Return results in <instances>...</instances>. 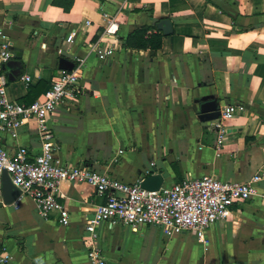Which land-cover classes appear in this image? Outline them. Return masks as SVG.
<instances>
[{
  "label": "crops",
  "instance_id": "obj_1",
  "mask_svg": "<svg viewBox=\"0 0 264 264\" xmlns=\"http://www.w3.org/2000/svg\"><path fill=\"white\" fill-rule=\"evenodd\" d=\"M51 1L0 0V29L11 42L3 70L13 79L5 87L10 100L37 99L58 57L79 63L76 101H63L45 120L59 161L126 182L159 173L162 186L201 175L243 181L264 163V0H73L66 12ZM102 11L117 29L108 37L111 55L99 63L89 43L104 26ZM165 17L171 33L154 56L122 46L132 29L155 28ZM70 27L76 34L68 44ZM204 95L218 108L236 106L219 145L196 116ZM0 144L38 152L36 121L19 124L13 137L0 133ZM57 200L67 225L55 213L39 217L26 195L8 205L0 195V264H88L83 226L103 198L86 183H61ZM96 233L105 264H264V187L200 239L117 221L101 222Z\"/></svg>",
  "mask_w": 264,
  "mask_h": 264
},
{
  "label": "built area",
  "instance_id": "obj_2",
  "mask_svg": "<svg viewBox=\"0 0 264 264\" xmlns=\"http://www.w3.org/2000/svg\"><path fill=\"white\" fill-rule=\"evenodd\" d=\"M102 17L104 26L96 39L89 43V52L99 63L111 55L114 47L110 46L108 37L114 36L117 29L112 15L102 11ZM75 34L76 28L70 27L63 37L64 42L70 44ZM10 46L7 35L0 29V133L13 137L19 124L32 119L37 123L40 144L36 153L22 145L7 150L0 144V171L5 169L11 183L20 191L16 199L21 195L28 196L34 202L39 217L47 218L55 213L62 226L68 223V212L57 200L61 183H86L96 196L103 198L83 226L88 264H105L97 244L96 228L101 222L110 224L117 221L132 227L152 225L166 237L190 232L200 239L202 232L213 223L230 216L232 206L253 199L260 186L264 187V163L243 181L201 175L183 178L168 186L161 185L156 191H147L140 188V180L126 182L84 164L59 161L45 120L63 101H76L80 91L79 63L73 60L71 69H56L41 95L29 104H22L8 99L5 94L8 81L1 64L12 56ZM57 53L61 54L60 48ZM235 111V105H223L218 108L217 118L210 121L216 132V145L225 136L223 122Z\"/></svg>",
  "mask_w": 264,
  "mask_h": 264
},
{
  "label": "water",
  "instance_id": "obj_3",
  "mask_svg": "<svg viewBox=\"0 0 264 264\" xmlns=\"http://www.w3.org/2000/svg\"><path fill=\"white\" fill-rule=\"evenodd\" d=\"M155 28L163 35L171 33V25L168 18H161L154 24ZM6 64H1V69L4 70ZM58 69H71L73 62L64 57H58L57 60ZM8 80H13L10 76H7ZM197 110L196 116L198 121L208 125L210 121L214 120L218 116V103L212 95H204L196 99ZM162 183V177L159 173H154L143 177L139 186L141 189L147 191H156ZM20 194V191L11 183L6 170L0 171V195L2 202L6 205L11 204L16 197Z\"/></svg>",
  "mask_w": 264,
  "mask_h": 264
},
{
  "label": "trees",
  "instance_id": "obj_4",
  "mask_svg": "<svg viewBox=\"0 0 264 264\" xmlns=\"http://www.w3.org/2000/svg\"><path fill=\"white\" fill-rule=\"evenodd\" d=\"M73 0H52L51 4L60 6L63 11H68ZM162 34L154 27L140 25L132 29L123 39L122 46L135 50H147L149 56H154L160 48ZM207 128L214 135L213 146L215 145V129L208 125Z\"/></svg>",
  "mask_w": 264,
  "mask_h": 264
}]
</instances>
